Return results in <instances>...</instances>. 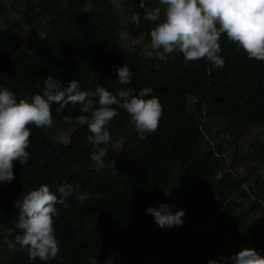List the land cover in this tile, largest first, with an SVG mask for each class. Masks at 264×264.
Instances as JSON below:
<instances>
[{"label":"trees","instance_id":"1","mask_svg":"<svg viewBox=\"0 0 264 264\" xmlns=\"http://www.w3.org/2000/svg\"><path fill=\"white\" fill-rule=\"evenodd\" d=\"M126 2L128 35L142 37V43L123 41L110 0H38V13L37 0H0V26L6 25L0 30V89L13 91L17 100L42 94L44 80L52 75L64 86L76 79L90 93L97 85L113 92L150 86L162 104L158 129L145 133V139L128 114L118 110L108 125L112 139L105 157L114 167L100 170L90 159L87 126L64 121L65 115L81 114L79 104H69L63 114L53 104L51 129L29 125V161H14L15 179L0 183V227L14 226V201L41 184L55 191L61 182H79L82 189L103 196L84 204L69 198L70 207L57 205L54 227L61 252L56 260L32 262L26 251H17L0 264H91L94 257L98 264H208L209 259L232 264L231 256L241 247L264 255V194L246 188L264 164V136L250 140L246 154L239 148L248 133L264 129V62L249 60L226 35L220 39L222 68L206 60L187 62L182 54L167 55L162 49L148 56L154 22L144 16L156 6L150 0ZM10 5H17L21 23L43 31L36 41L22 36L15 23L2 21ZM42 17L47 18L43 24ZM125 63L131 83L121 85L117 68ZM205 118L222 121L210 136V147L201 143ZM72 126L66 142L56 139L60 128ZM228 150L232 155H226ZM234 163L248 167V175H240ZM260 183L264 186V177ZM162 202L175 205L172 211L184 210L182 226L162 229L146 213ZM256 212L258 217L247 221ZM209 217L221 228L203 229L200 224ZM116 250L119 260L113 259Z\"/></svg>","mask_w":264,"mask_h":264},{"label":"clouds","instance_id":"2","mask_svg":"<svg viewBox=\"0 0 264 264\" xmlns=\"http://www.w3.org/2000/svg\"><path fill=\"white\" fill-rule=\"evenodd\" d=\"M159 5L146 12L144 19L154 22L150 29V44L146 55L163 50L167 55L182 54L185 61L206 60L214 68H222L220 39L226 35L229 41L242 48L249 60L264 62V0H159ZM40 7L34 8L40 12ZM6 28L0 26V30ZM118 83H131L132 72L125 63L117 68ZM145 86L137 92L121 87L115 92L97 85L94 93L83 91L80 82L71 79L67 86L48 75L43 82L42 94L29 99H19L7 88L0 89V183L15 179L14 161L26 165L30 158L31 129L53 127L52 105L58 104L57 114H63L69 104L80 105V115L64 116L72 125L87 126L90 133L86 143L91 146L90 159L97 170L114 167V161L105 162L112 139L108 125L124 110L141 139L145 133H154L162 117V104ZM95 97V103L93 98ZM103 194L82 189L79 182H61L55 191L48 184H41L22 192L14 201L18 209L13 227H0V240L10 252L26 251L29 260L50 262L60 255L61 248L54 227L59 215L57 205L70 207L69 198L78 203L102 199ZM175 205L161 203L149 206L146 213L163 228L182 226L183 209L172 211ZM225 260V258H222ZM232 264H264V255L252 247H241L231 256ZM91 264H98L92 258ZM110 264V262H106ZM208 264H220L209 259Z\"/></svg>","mask_w":264,"mask_h":264},{"label":"rangeland","instance_id":"3","mask_svg":"<svg viewBox=\"0 0 264 264\" xmlns=\"http://www.w3.org/2000/svg\"><path fill=\"white\" fill-rule=\"evenodd\" d=\"M8 2L10 0H7ZM62 2H64L65 0H61ZM113 5L115 6L117 13L119 15L120 18V34L121 37L123 39V41L125 43H130V44H137V43H142L143 42V38L139 37V38H134L128 35V30H127V20L129 19V4L126 2V0H110ZM151 1V6H160L159 5V0H150ZM17 5L11 6L9 7V11L6 15L3 16L2 21L5 23H12L15 25V30L20 31V34L22 36H24L25 38L30 39L31 41H36L38 39V37L43 34V31H41V29L36 28L35 30H32L31 28L27 27L25 24L21 23L20 19H19V13L16 10ZM47 20L46 17H42L41 18V24H43L45 21ZM222 124V121L219 119H214V118H205L203 121V127H204V131H203V135L201 137V143L203 145V147H210L213 145L212 140L210 138V136H213L216 131L220 128ZM75 126L69 127L68 128H60V132L58 133L56 139H58L59 141L62 142H66L68 140V135L70 134V132L72 131V129H74ZM263 137L264 136V129H255L252 130L251 133L247 134L245 137H243L240 140V152L241 154H246L248 151V142L250 140H252L254 137ZM121 144V140L117 141L116 144L114 145V149H118L120 147ZM232 151L233 150H228L226 152V155H232ZM227 165L228 167H230V159L227 160ZM236 163L233 164V166H235ZM226 166V168H227ZM236 170L238 171V173L242 176L248 175V167H245L244 165H239V166H235ZM264 177V164H262L258 170L254 173V175L250 178V181L248 183H246V188H248L249 186H252V189L249 190V193L252 194L251 190H259L260 189V193L264 194V186L261 185L260 181L261 179ZM258 180L257 182L255 180ZM259 188V189H258ZM247 208L249 206L248 203L244 204ZM255 216H251L249 215L247 217V221L252 222L254 220V218L256 219V216L258 217L259 212H256L254 214ZM201 227L203 229H218L221 228V226L218 227V224H216L215 220L213 219V217H209V219L207 221L201 222ZM156 239L158 241L162 240L163 237L160 235H156L154 234ZM5 243L0 240V259L1 260H8L10 257V251L8 250V248L4 245ZM169 245L171 247H173L174 245L172 243H169ZM224 249H226V247H224ZM121 251L120 250H116L113 253V259L115 260H119L120 258V254Z\"/></svg>","mask_w":264,"mask_h":264}]
</instances>
